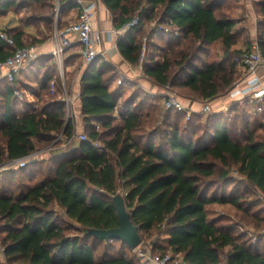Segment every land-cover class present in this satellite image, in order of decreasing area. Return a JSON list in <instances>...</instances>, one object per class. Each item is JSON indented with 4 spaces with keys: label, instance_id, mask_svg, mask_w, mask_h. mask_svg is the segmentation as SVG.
Returning a JSON list of instances; mask_svg holds the SVG:
<instances>
[{
    "label": "trees",
    "instance_id": "16d2710c",
    "mask_svg": "<svg viewBox=\"0 0 264 264\" xmlns=\"http://www.w3.org/2000/svg\"><path fill=\"white\" fill-rule=\"evenodd\" d=\"M102 1L112 12L116 28L140 12L139 22L118 42L121 54L133 65L140 64L143 53V16L148 21L157 18L165 29L178 30V35L199 42L194 50L177 51L168 43L160 48L163 59L151 55L143 63L145 75L158 85L172 84L206 101L227 93L238 79L233 56L242 53L234 48L240 21L229 13V0ZM29 6L43 11L42 20L51 28L59 13L60 29L68 25L63 17L79 9L75 0H0V16ZM256 6L260 16L257 40L264 54V0H257ZM34 17L29 15L27 21L31 23ZM2 31L18 47L27 46L25 28L16 25ZM216 41L222 42L225 57L209 62L205 54ZM13 51V46L0 39V62ZM33 72L39 83L34 93L43 99L59 75L52 54L29 62L16 81H0V164L41 146L61 147L66 142V147L45 150L41 159L19 168L22 172L29 169L21 190L5 186L0 190L2 246L10 264H141L138 256L127 252L134 249L121 239H110L98 255L104 240H91L88 234L92 229L120 225L115 203L120 188L127 192L125 203L140 232L157 230L165 235L154 251L181 253L184 264H264V233L254 242L240 229L241 223L256 228L261 222L264 225L263 206L248 188H242L243 183L228 190L230 171L236 167L264 195V132L259 133L264 123L257 126V119L252 120L240 103L227 113H209L204 122H197L200 116L195 113L185 124V111L168 109L163 125L155 124L147 132V120L153 117L145 110L147 101L136 102V92L119 101V91L109 87L118 72L98 55L81 79L87 139L75 145L73 105L69 107L63 97L19 112L16 90L22 85V75ZM8 173L14 184V172ZM213 204H231L245 220L226 222L221 215L212 216ZM72 229L77 232H69Z\"/></svg>",
    "mask_w": 264,
    "mask_h": 264
},
{
    "label": "rangeland",
    "instance_id": "374dc122",
    "mask_svg": "<svg viewBox=\"0 0 264 264\" xmlns=\"http://www.w3.org/2000/svg\"><path fill=\"white\" fill-rule=\"evenodd\" d=\"M245 1L246 0H229V4H228L230 5V8H228L229 13H231L235 18H237L240 21L236 27L238 34H239V37H238L239 39H238V43L234 46V48H238L242 52L252 47V44L255 40L254 38L257 37V23L260 19V16L257 11V6H256L257 0L249 1L250 3H252L249 7L251 10L247 8ZM6 14L8 18L10 19L11 24H13L14 26L18 25L20 26V28H25L27 46L34 45L35 43H32V41L35 40L36 38H44L47 36L49 37L50 35L54 36V28H51L49 23H45V21L42 20V16L44 14L43 11L35 9L34 7L31 8L29 6L22 10H12L11 12H7ZM31 14H33L35 17L33 20H30L31 23H29L27 20H28V16ZM139 15H140V12L139 11L136 12L134 14L133 19ZM8 18L7 20H9ZM158 22L159 21L157 18L155 20L148 21L143 16V26H142L141 34H143V43H144V47H146V50H147L145 61H147V59L151 55L159 59H163L164 51H161L160 48L167 46L168 43H172L173 48L176 51L180 49L194 50L195 48L199 46V42L194 41L191 38H184L183 35H178L179 34L178 30L173 31L172 29L168 27L165 29V27L161 26ZM8 26H9L8 23L4 24L3 26H1L0 31L3 30V28L4 29L10 28ZM40 28H44V30L41 33L38 32L39 30H41ZM163 30L165 31V33ZM152 44L154 46H152ZM238 54L239 53L234 54L233 56L234 61H236L235 56ZM205 56H206L205 57L206 60L209 62L217 61V60L219 61L223 59L225 57V51H224L222 42L216 41L213 44H211ZM77 63L75 65V69L79 68V66L83 65L85 62L83 59H81ZM136 66L138 67V71H136V73L139 74L140 76L143 75L147 77L143 69V64L140 63L139 65H136ZM237 66L239 70V77L236 80V82H238L245 76L244 67L239 65L238 63H237ZM21 78H22L21 80L22 85H20V87L18 88L19 95H17V104H18L17 106H18L19 112L21 113L29 109L40 107L44 104L45 101H48L49 99L53 97H63L66 94L71 96L73 93L71 90L67 92V90L64 88L62 77L58 75L57 80L55 79L56 80L55 90L57 91L53 93L51 92V90H48L47 95H45L43 99H38L34 91H36L35 89L39 88V83H38V80H35L36 75L34 74V72L33 74L27 73V75H22ZM131 78L133 79L134 77H131ZM3 79H7V78L5 76L4 71L0 69V81H2ZM150 80H151L150 82H153L154 84L158 85L152 79ZM122 86L124 88V91L129 92V93L127 97L124 99L122 96H120L119 101L123 102L127 98H131L135 92H136L135 94L137 95H134V97L139 95L136 99V102H141V100H143L144 102L147 101L145 110H150L153 113V117H155V118L150 117L147 120V124H146L147 132L149 131V129L150 130L153 129V127H155V124L159 125L160 123L161 126L163 125V120L167 112V109L165 107V99L169 93L177 94L184 101L185 104H190V102L194 100L205 101V100L196 99L195 97L191 96L187 92H184L180 88L172 86V84L167 85V86L158 85L159 87L163 88V92L159 91L161 93H155V92L152 93L153 90L152 91L149 90L147 88L148 86H145L144 83L141 84L138 77L134 78L133 80H128L125 77L123 80ZM59 89L61 91H58ZM150 102H153L152 106L150 105ZM237 103H240L241 108H244V110H247V112H250L249 114L252 116L251 117L252 120H255V118L257 119V122H256L257 126L261 122L264 123V111H260L261 113L256 114L257 112L256 110H259L257 102L254 103V102H251L250 100H239L237 101ZM198 110H201V109H198ZM228 110L223 111V112L227 113ZM72 112L74 113L73 109H72ZM196 114H199L200 116L198 118L196 117L197 122L198 121L204 122L207 116L209 115V114H204L200 112H197ZM155 119H158V121L155 122ZM187 119H188V115L186 113V118H183L182 122L185 124V121ZM263 132H264L263 129H259V133L263 135ZM75 139H77V141L81 140L80 133H78L77 136H75ZM64 141L65 139H63V142ZM64 144L66 145V142H64ZM65 145L61 147L60 145L58 146L50 145L46 147H42V146L39 147L35 151L38 155V160L41 159L42 156H45L44 155L46 154L45 150H64L66 147ZM0 165H1L0 167V190L1 188L3 189L4 186L5 188H9L10 190H14V191L21 190L24 187L25 182H27L26 181L28 178L27 172L29 169L22 172L21 170H19V168H22L23 166L18 165L16 162L10 163V160ZM10 171L14 172V180H15L14 184H12V182L10 183L9 181L11 175H9L8 172ZM229 178H230L229 179L230 182H232V187L230 186L228 188L229 192L232 190L231 188H233L234 185L239 186V184L243 183L244 187L242 188H248L250 191V195L253 193V196H257L260 200V206H263L262 210H264V197H263L264 195L259 190H257L255 187H253L251 184H249V182L246 180V177L242 175L241 173H239L236 167L231 169ZM222 185H223V180L220 182V186ZM115 197L124 198L123 188H120L118 194ZM210 212L212 216H218V215L223 216L226 222L233 221V222L241 223L242 222L241 220H245L244 218L241 219V217H238L236 215L237 209L231 204H213L210 207ZM263 215H264V212H263ZM74 225L78 226L76 223H74ZM241 225L242 226L240 227V229L243 230V232H245L246 234H248L251 237V239L254 240V242H256L258 238H260V236L264 233V225L262 224V222L259 224V227L257 228L253 225H248V224L241 223ZM69 232L76 233L77 231L72 229ZM3 234L4 233L0 231V264H10L4 255V248L2 246ZM88 234L91 235V240L93 238H99L100 239L99 241L104 240L102 242L101 248L98 249L99 251L98 255L101 254L104 250V247H103L105 246L104 244L106 242H109L110 239L102 238L100 236L99 231L96 229L89 230ZM140 235L142 238L141 243L136 248H134V250L129 251L128 249L127 252L131 255L136 256V258L138 256V259L141 264H146V260L142 259L139 256V250L152 249L155 254H160V252L154 251V246H156V244L160 242L161 237L165 235L160 233L157 230L149 234L140 232ZM116 244H118V242ZM169 251L170 250H168L167 252Z\"/></svg>",
    "mask_w": 264,
    "mask_h": 264
},
{
    "label": "built area",
    "instance_id": "2783aa9c",
    "mask_svg": "<svg viewBox=\"0 0 264 264\" xmlns=\"http://www.w3.org/2000/svg\"><path fill=\"white\" fill-rule=\"evenodd\" d=\"M79 5V15L77 20L68 24L62 29H57L54 35L55 45L52 54L59 62L61 71L64 72V58L66 51L75 44L80 45V52L86 65L90 64L98 55L105 56L102 46L104 43V31L96 29L94 26L96 11L99 0H75ZM139 22V17H135L122 28L114 27L112 32L119 37L125 35L127 30ZM0 39L5 40L8 44L14 47L13 53L3 62H0V69L4 71L6 78L10 82L16 81L19 73L25 66L40 56L38 46L28 45L18 47L15 39L6 31H0ZM146 47L143 48L141 64L145 62ZM236 62L245 69V76L236 82L229 90L233 97L239 100H250L258 103V109L264 111V89H262V79L259 75L260 68H264V54L259 46L258 40H255L252 47L235 56ZM124 76L119 78V83H122ZM245 81L244 84H242ZM56 80H52L50 85L51 92L55 93ZM19 95V90H16ZM63 98L68 102L70 107L73 100L70 95H65ZM166 109H177L185 111L190 118L193 114L200 112L204 114L212 113L210 103H205L201 110L195 109L190 104H185L184 101L175 93H169L165 99ZM81 140L87 139L85 132L80 133ZM38 159L37 153L34 151L27 156L10 160V163L16 162L20 166L27 165L30 161ZM1 167V165H0ZM127 192L124 191V195ZM264 197V196H263ZM139 256L147 262H155L156 264H183V255L172 251L165 254H155L152 249L139 250Z\"/></svg>",
    "mask_w": 264,
    "mask_h": 264
},
{
    "label": "crops",
    "instance_id": "0c3cea01",
    "mask_svg": "<svg viewBox=\"0 0 264 264\" xmlns=\"http://www.w3.org/2000/svg\"><path fill=\"white\" fill-rule=\"evenodd\" d=\"M58 1L60 3V0ZM249 1L250 0L245 1L248 9H250L249 7L252 4ZM78 15H79V10L76 9L72 11L67 17H63V19L68 20V24H70L77 20ZM7 18H8L7 14L0 16V29H1V26L7 23L9 24L8 27H14V25L10 23V19L8 18L9 20H7ZM59 19H60V14L58 13L56 16V21H55L54 35H55L56 30L60 29ZM94 26L96 29L104 31V43L102 46V50L105 53L104 57L107 60H109V62L115 67L116 71L118 72V77L109 83V87L112 92L119 91L120 96H122L123 99L126 98L129 93V92L124 91V88L122 86L123 82L119 83L120 75L125 76L128 80H133L134 78L138 77L141 84L144 83L145 86H148L147 88L149 90L151 91L153 90L152 93L153 92L161 93L159 91L163 92V88L159 87L153 82H150L151 80L148 79V77H145L143 75L140 76L139 74H137L136 71H138V67L130 63L121 54L119 47H118V42H119L120 37L117 34L112 32V29L115 27L113 14L102 0L98 1V8L96 11ZM40 29L41 30L38 31L39 33H41L44 30V28H40ZM254 39L257 40V37ZM36 45L38 46L40 55L52 54L51 52L55 45L54 36L50 35L46 40L40 43H37ZM68 58L70 59L69 63L66 62ZM81 59H83V56L80 52L79 44H75L74 47L66 51L65 58H64V64H63L64 72L61 71L60 64L55 59L57 63L58 74L63 79L62 82H63L64 88L67 90V92H69L70 90L73 92L70 97L73 100L72 105H73L74 115L76 118V136L78 133H81L84 131V121H83L84 116L81 111L82 105L80 101V92H81V79H82L84 70L86 69L87 65L84 63L83 65H80L79 68L75 69L76 63ZM259 75L261 76V79H262V89H264V68H260ZM131 77H134V78L132 79ZM244 83L245 81L242 84ZM237 101H239V99H237L236 97H233L228 91L227 93L219 95L212 100H206V101L194 100L190 102V105H192L195 109L198 110V109H202L205 103H210L213 112H222V111H227ZM116 113L117 111L115 112V114ZM78 142L79 141L75 139L73 143L74 144L76 143L75 145H78ZM64 145L65 144H63V146ZM146 264H156V263L150 261V262H147Z\"/></svg>",
    "mask_w": 264,
    "mask_h": 264
},
{
    "label": "water",
    "instance_id": "95a60500",
    "mask_svg": "<svg viewBox=\"0 0 264 264\" xmlns=\"http://www.w3.org/2000/svg\"><path fill=\"white\" fill-rule=\"evenodd\" d=\"M115 203L118 209L120 225L110 229L96 230L99 231L102 238L121 239L134 249L142 241L139 226L133 222L132 215L126 206L123 197H115Z\"/></svg>",
    "mask_w": 264,
    "mask_h": 264
}]
</instances>
